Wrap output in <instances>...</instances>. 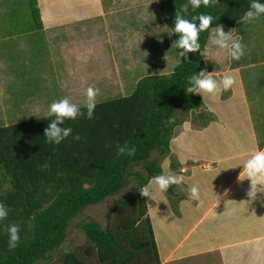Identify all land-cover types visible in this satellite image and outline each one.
<instances>
[{
    "label": "trees",
    "instance_id": "1",
    "mask_svg": "<svg viewBox=\"0 0 264 264\" xmlns=\"http://www.w3.org/2000/svg\"><path fill=\"white\" fill-rule=\"evenodd\" d=\"M184 3L187 0H158L171 31L175 25V13ZM250 3L251 0H219L218 4L207 8L202 5L196 12H192L189 6L188 19L199 13L215 17L210 29L200 34L201 49L189 52L186 60L180 58L178 51L182 49L175 47L179 34L172 31V48L177 63L170 73L145 75L126 95L96 100L92 119L85 115L76 120H65L64 127H71L73 132L59 145L47 143L44 137L45 129L54 119L44 118L47 113L30 115L28 119L19 121L10 120L0 126V202L9 209L8 218L0 221V264H34L38 260L52 258V252L60 250L65 243L67 226L75 215L85 206L117 194L133 179L140 205L139 215L123 223V228L130 230L135 227L140 216L144 215L147 200L139 189L166 172L161 166V158L169 153L174 130L184 121L176 116V112L187 115L204 105L200 95L188 93L186 89L191 76L202 70L209 72L214 69L212 64L206 65L202 54L210 43L211 30L222 24L226 32L241 19ZM8 16L14 20L11 25H29L31 33L42 26L40 9L36 4L24 13L12 8ZM5 29L9 33L10 30ZM6 43L7 56L13 58L8 55L12 50ZM42 61L43 57L39 58L40 69L34 70L36 77L49 73L50 63L44 61L42 65ZM11 74L15 79L21 78L13 71ZM49 76L53 77V74ZM32 81L33 76H29L28 81L17 82L23 90L38 84ZM39 89L43 91L38 92ZM52 89L54 94L49 98L60 97L56 83L49 80L34 87L32 93L37 94L34 98L45 99ZM18 91H14L16 98L19 97ZM85 105L79 106L86 113ZM76 135L81 139H73ZM125 145L136 148L134 156L119 153L118 146ZM153 151L160 155L159 158L152 156ZM137 166L141 169H136ZM167 192L172 194V186ZM120 203L124 204V201L117 200L113 211ZM145 221L149 238L140 241L132 237L127 245L110 227L103 228L94 220L80 221L78 226L89 243L85 248L86 255H93L95 249L100 264H132L140 253L150 251L156 264H160L150 218ZM9 224L20 226V241L14 249L8 247ZM63 259V264H85L74 251L67 252Z\"/></svg>",
    "mask_w": 264,
    "mask_h": 264
},
{
    "label": "rangeland",
    "instance_id": "2",
    "mask_svg": "<svg viewBox=\"0 0 264 264\" xmlns=\"http://www.w3.org/2000/svg\"><path fill=\"white\" fill-rule=\"evenodd\" d=\"M33 4H36L40 9L42 27L48 28L51 25H53V29L64 27L62 28L63 34L66 32L71 41L67 44L66 57L64 55L63 57L61 56L60 49L56 44V40H54L58 38L59 42H62V37L59 36L60 33L57 34L56 32V35L53 33L56 37H52L48 35L49 33L46 32L48 30L45 31V29V32L42 33L35 32V34L32 32L25 37L20 36L23 39L14 37L15 39H19V47L23 49L20 50L17 43L15 47L11 46L10 49L12 51L10 50L11 52L8 55L11 54L13 58L7 56L4 44L0 46V126L8 124L10 120L16 119L19 121L28 119L30 115L47 113L50 106L49 103L54 101L53 99L55 101L59 100V97L55 96L49 98L54 94L53 89L45 99L34 98L37 94L32 93L34 87L38 86L41 82L43 83L42 78L46 75L43 74L42 77H36L37 73H34V70L40 69L39 58H42L48 50L53 52L57 57V59L53 57L57 65L55 68L56 73L59 75L61 73L62 77L64 75L62 84L65 86H62L61 90L63 93L65 92V95L61 98H68L77 105H85L87 103L86 91L91 85L99 89L96 100L107 96L126 95L133 89L134 83L141 77L149 74H169L177 63V58L173 52L172 31L168 27L167 17L160 11L157 0H152V2L151 0H0V38L9 35H7L5 27L10 30L9 33L17 32V30H19V34L29 32V25H11V22H14V20L9 19L8 13L11 12L12 8L22 10L24 13ZM26 17L29 16L27 15ZM248 24V29H246L248 38L251 39V36L255 35V38L260 42V46H258L259 50L264 53V17H261L257 22ZM37 34H43L46 40H43ZM211 34V38H216L214 30H211ZM75 41H79L77 46L81 49L84 47V49L93 50L91 51L92 53L89 51L86 53H90L89 58L86 57L82 61L78 59L79 57L76 55L78 48L72 43ZM12 42L8 41L6 45H11ZM241 42L244 45L246 44L244 37H242ZM202 54L206 65L212 64L215 69L223 63V59L215 52L211 40L202 51ZM4 56H7L6 59H4ZM15 57L17 58L15 59ZM41 64L43 65L44 61ZM14 66L27 69L29 73L15 79L11 74V70L15 68ZM16 75L18 74L15 73ZM29 76H33L32 82L38 84L34 86L30 85L31 88H24L22 90L19 87L20 82L17 81H28ZM13 87L17 89L15 90ZM14 91H18V98L14 96ZM42 91L41 89L38 90V92ZM224 93H229V91L225 92L221 90V92L215 95L207 92L203 94L197 93L202 99H205V101L203 100L204 105L202 107L191 111L187 115L176 112V116L184 119V121L175 128L173 136L175 138L174 140L173 138L170 140V151L161 158L160 162L162 168L168 174L184 176L183 184L172 186L173 192L171 195L168 192L161 193L155 190L154 199L146 197L144 215L140 216L141 219L137 221L135 227L125 230L123 223L130 222L139 215L138 210L140 205L138 196L135 193L136 181L133 179L130 185L123 188L117 194L97 204L85 206L68 224L67 239L60 250L52 252V258L41 259L34 264H63V257L69 251H74L85 264H100L94 251L95 249H93V255H86L85 248L89 243L84 233L80 230L78 223L82 220H94L103 228L110 227L118 234L122 242L127 245L132 237H137L141 239L140 241L149 238L145 220L147 217H150V221L152 220L151 215H149L151 214L149 211L151 206L156 207L154 213L162 210L163 214V211H165L164 215L160 214V212L158 215H154L152 212L154 215L153 222L160 235V239L166 246L170 247L169 250L162 252L165 257L162 256L160 264H176L177 262V264H223L221 252L209 253L207 251V255L203 254V257L199 256L183 261L178 258L173 259L174 256L179 254L178 251L173 250V244L189 231L188 222L191 221V209L188 202L195 203L197 200L190 198L191 193L189 189L193 186L192 183L194 182L191 183L189 181L186 172L182 168L183 160L182 162L180 161L177 156L178 153L176 154L173 151L175 149L172 148L174 141H179V147H184L182 149L183 153L194 154L195 156L206 155L209 158L212 155L214 156L215 153L219 154L223 152L229 145H234L238 138L234 139L229 136L222 138L219 136L222 133L221 130L224 129L223 127L218 130L217 126L214 125V128L206 133V142L209 146L201 138L204 135V131L198 132L196 130L198 128H195L200 127V123L203 124L211 121V118L215 121L220 120L217 113L213 111L215 106H212V103L213 100H216L215 97H223ZM218 100L217 104L219 103ZM223 108L226 109L227 107ZM262 108L264 110V106ZM251 117L252 122L257 125L255 128L264 130L262 127L264 125V111L260 112L254 106ZM227 122L229 126H234L235 124L241 125L239 121ZM194 132L196 134L193 135ZM197 132L198 134L203 132V134L199 137L197 136V139L192 140V137H196ZM240 133L243 136L242 142H246L249 139L247 133L244 130ZM258 135L261 140L264 138V134ZM189 136L190 138H188ZM197 144H199V147L203 146V148H194L193 146ZM152 156L159 158L160 155L156 151H153ZM189 160L193 161L192 159ZM198 163H201V160ZM136 169L140 170L141 167L137 166ZM202 182L206 185V178L202 179ZM201 183L198 187L201 194H203L205 190L201 186ZM181 193L183 195L180 196ZM181 198L186 199L179 201ZM117 200H123L124 204L120 203L118 208L113 211ZM166 200L168 201L167 203H165ZM157 201L159 204L156 205ZM202 201L200 199L198 204ZM183 205L184 207L181 209L180 207ZM109 213H111V217H108ZM211 217V215L206 216L204 221L207 225L206 228L210 229L206 232V235L213 240V243H218L221 241L220 236L224 235V233L218 234V230L214 229L217 227L213 225L222 224L226 226L235 221L226 214H222V217L217 221H211ZM249 221H254L256 226L251 227L252 231H249L245 235V240H262L264 238V213H261L259 217H251ZM160 222H163V226L160 225ZM242 222H245V220ZM231 231L234 233V230ZM194 233L196 235L201 234L199 230H195ZM240 233L235 234L233 239L238 237ZM195 234L188 233L186 240L191 241L195 237ZM155 242L161 249H167L163 244L160 245L159 241L155 240ZM246 254L248 256V253ZM144 263L156 264L150 251L140 253L139 256L135 257V262L132 264Z\"/></svg>",
    "mask_w": 264,
    "mask_h": 264
},
{
    "label": "crops",
    "instance_id": "3",
    "mask_svg": "<svg viewBox=\"0 0 264 264\" xmlns=\"http://www.w3.org/2000/svg\"><path fill=\"white\" fill-rule=\"evenodd\" d=\"M248 26V23H245L240 19L233 27H228L226 30V33L231 31V33L234 36H238L240 40L242 37L245 38V56L241 57L239 60L231 59L228 56L226 50L220 49L214 45L215 52L219 54L221 59H223V63H221L222 65L220 67H217V69L214 68L213 71H209L208 73H210L218 82L222 80L224 76L230 75L234 78L235 83L229 90L225 91H229V93H224L223 97L220 98H217V96L215 97L216 100H213L212 106H215L213 111L217 113L220 120L215 121L211 118V121H208L207 123H200V127L195 128H198L196 129L198 132L204 131V135H202L203 132L200 134L197 132V135H195L196 137H192V140H195L197 139V136L199 137L202 135L201 138L206 142V133L211 131L214 128V125H216L218 130L222 127L224 128L221 130L222 133L219 136L222 138L229 136L230 138L232 137L234 139L238 138V140L235 141L234 145H229L227 148H225L223 152L219 154L215 153V157L212 155L209 158L206 155L195 156L194 154H185L182 151L184 147H179L180 142L174 141L172 149H175L173 151L176 154L178 153L177 156L180 161L182 162L183 160L182 168L183 171L186 172L189 181L191 183L194 182L192 183L193 186H195V184L198 186L202 182V179L206 178L207 184L205 185L203 182L201 183V186H203L205 191H203V194H201L200 199L203 201L200 202V204H198V201L195 203L188 202L189 208L191 209V221L188 222L189 231L187 230L188 232L182 235L173 244V250L179 252V254L176 256L173 254V259L178 258L183 261L199 256L203 257V254H206L208 251L209 253L221 252L223 264H264V238L262 240L258 239L257 241H249L250 239L245 240V235L249 231H252L251 227L256 226L254 221H249V219L251 217H259L261 213H264V208H262L264 206V192L258 193L257 198L255 199H252L248 196L247 193L250 190V180L248 178H244L242 172L243 165H241L246 162V160L256 150H264V138L261 140L258 135L264 134V130L256 129L255 127H257V125L256 123L254 124L252 122L251 117L252 108L254 106L260 112L264 111L262 108V106H264V53L259 50L258 46H260V42H258L257 38H255V35L251 36V39L248 38V32H246ZM43 27L41 26L40 28H35V30L31 31L33 33H42L48 30L46 32H48V35L52 37L56 35V32L57 34L60 33L59 36L62 37V42H59L58 38H55L54 40H56V44L60 49L59 52L61 56L63 57L64 55L66 57L67 44L71 40L69 39L66 32L63 34L62 28L64 27H60L59 29H53V25L48 28L45 26ZM6 33L9 35L0 38V46H2L5 42L13 41L10 47H15L16 43L19 47V39H23V37L30 34L31 32L19 34L18 30L14 33ZM43 34L37 35L42 37L43 40H46L45 37H43ZM20 36L23 37L20 38ZM14 37H19V39L16 38V40ZM72 43L78 48L76 55L79 57V60L82 61L86 57L89 58L90 53H92L91 51H93L92 49H84V47L81 49L77 46L79 41ZM19 49L22 50L23 48L19 47ZM88 51L90 53L86 54ZM107 56H109V54H107ZM42 57L44 61L50 63L51 65L48 71L49 73L42 78L43 82L46 83L47 80L55 82L56 88L58 87L59 89V98L61 100V97L65 95V92L63 93L61 87H64L65 85L62 84L64 75L62 77L61 73L59 75L55 71L57 65L53 60V57L55 59H57V57L49 50ZM14 67L15 68L12 69L11 72L13 71L14 73H17L20 75V77L29 73V70L22 67ZM66 70L67 68L64 71L66 72ZM49 74H53V77H50ZM217 99H219L218 104ZM203 100L205 101V99ZM223 107H227L228 109H224ZM227 121H239L241 125L235 124L234 126H229ZM238 127H240V129H238ZM262 127L264 128V125ZM242 130H244L247 133V137H249L246 142H242L243 136L240 133ZM194 134H196V132H194L193 135ZM188 138H190V136ZM206 144L209 146L207 142ZM193 147L203 148V146L199 147V144ZM189 159H192L194 162ZM199 160H201V163H198ZM181 195L183 194L181 193L180 196ZM185 199L186 198H181L179 201ZM158 201L156 202V205L159 204ZM167 202L168 201L166 200L165 203ZM183 207L184 205L180 208L182 209ZM155 208L156 207L151 206L149 210L151 213L149 215H151L152 218L151 225L154 237L155 240L159 241L160 245L163 244L164 247H167V249H163L169 250L170 247L166 246L162 242L160 235L154 225L153 216L155 214L158 215L159 212L162 214V210L154 213L156 210ZM163 212L164 213L162 215L165 214V211ZM222 214L228 215L235 222H232L226 226L222 224L213 225L217 227L214 229L218 230V234L224 233V235L220 236L221 241L218 243H213V240L206 235V232H208L210 229L206 228L207 225L204 221L208 215L212 216L211 221H217L222 217ZM244 220L245 222H242ZM160 225L163 226V222H160ZM195 230H199L202 235H196L194 233ZM231 230H234V233H232ZM188 233L195 234V237L191 241L186 240ZM237 233L240 234L238 237L233 239V236ZM156 245L158 247V253L160 254L159 258L161 261V258L165 257V255H163L161 247L157 243ZM246 253H248V256ZM249 261L251 262L247 263Z\"/></svg>",
    "mask_w": 264,
    "mask_h": 264
},
{
    "label": "clouds",
    "instance_id": "4",
    "mask_svg": "<svg viewBox=\"0 0 264 264\" xmlns=\"http://www.w3.org/2000/svg\"><path fill=\"white\" fill-rule=\"evenodd\" d=\"M218 3L219 0H187V3H184L183 6L176 11L175 25L172 31L179 34V38L175 42V47L177 49H182V51H178V56L180 58L184 57L186 60L189 52H197L201 49V44L199 42L200 34L208 31L215 19L214 16L208 13L192 15L191 19H188L189 6L192 12H196L202 5L207 8ZM261 17H264V0H251L249 9L241 17V20L245 23H254ZM214 31L216 32V38H211V43L220 49L226 50L231 59L239 60L245 55V45L241 42L240 38L234 36L231 31L226 33L224 31V25H216ZM234 83L235 80L230 75L224 76L222 80L218 82L210 73L202 70L189 78L186 91L188 93L202 94L207 92L215 95L221 92V90H229ZM98 92L99 89L93 86L87 89L86 113L81 110L79 105L71 102L68 98L52 102L49 106L47 116L44 117H54V119H51L49 126L44 132L46 142L59 145L72 135L73 129L71 127H64L65 120H76L78 117H84L85 115L88 119H92ZM169 122H171V120ZM73 139L80 140L81 137L76 135ZM118 151L120 154L127 153L129 156H134L136 148L134 146L128 147L127 145L118 146ZM241 165H243L242 172L244 178L250 180V190L247 194L250 198L255 199L258 193L264 192V150H256L246 162ZM183 182V175H172L163 172L155 176L149 182L148 186L141 187L139 191L142 196L154 199L155 190L166 193L171 186L181 185ZM189 191L191 193V199L200 200L201 192L198 186H192ZM8 215L9 209L4 203L0 202V221L6 220ZM7 232L9 236L8 247L9 249H14L20 241V226L18 224H9L7 226Z\"/></svg>",
    "mask_w": 264,
    "mask_h": 264
}]
</instances>
